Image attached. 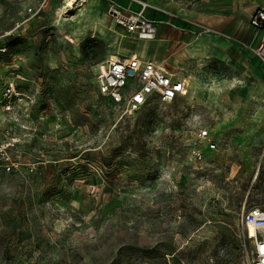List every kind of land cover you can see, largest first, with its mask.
Instances as JSON below:
<instances>
[{
    "label": "rangeland",
    "instance_id": "obj_1",
    "mask_svg": "<svg viewBox=\"0 0 264 264\" xmlns=\"http://www.w3.org/2000/svg\"><path fill=\"white\" fill-rule=\"evenodd\" d=\"M142 1L150 40L106 0H0V264H248L241 213L264 209L254 12L210 25L194 5L222 0ZM116 56L164 59L185 95L110 104L96 79Z\"/></svg>",
    "mask_w": 264,
    "mask_h": 264
},
{
    "label": "built area",
    "instance_id": "obj_2",
    "mask_svg": "<svg viewBox=\"0 0 264 264\" xmlns=\"http://www.w3.org/2000/svg\"><path fill=\"white\" fill-rule=\"evenodd\" d=\"M64 5L67 0H62ZM88 0H73V6L83 5ZM109 5L108 13L116 23L142 40L155 37L156 20L148 17L147 10H157L151 4L142 0H132L139 4L136 11L121 7L115 0H106ZM73 6H68L72 8ZM29 13L33 8L29 7ZM250 26L255 32L264 30V9H257L249 19ZM201 32H212L206 28ZM264 60V35L258 48H251ZM97 90L110 104L125 111L139 110L146 102L155 97L161 102H170L183 95L187 90L185 77L169 69L162 62L142 57H120L109 59L103 70L98 74ZM139 97V99H136ZM208 135L206 130L199 132V137ZM215 145L210 144L213 148ZM3 148H0V153ZM8 169V168H7ZM241 223L247 229H253L252 256L248 264H264V209L258 206H245L241 213Z\"/></svg>",
    "mask_w": 264,
    "mask_h": 264
},
{
    "label": "crops",
    "instance_id": "obj_3",
    "mask_svg": "<svg viewBox=\"0 0 264 264\" xmlns=\"http://www.w3.org/2000/svg\"><path fill=\"white\" fill-rule=\"evenodd\" d=\"M200 2L196 1L194 5V9L192 14L194 15V19H198L204 21L206 24H218V22H222V24L227 23L231 17L234 16L236 12L243 13L246 16H250L252 12H255L257 9H264V0H222L217 6H201ZM203 5V3H202ZM154 13V12H153ZM155 14V13H154ZM191 14V15H192ZM216 15H223V19L217 20ZM252 15V14H251ZM226 16V17H225ZM152 17V16H151ZM251 17V16H250ZM249 17V19H250ZM155 18V17H153ZM261 35L259 36L261 39L262 35H264V30L260 31ZM211 34V33H210ZM201 34L195 36L196 39H199ZM155 60V59H153ZM158 62H162L169 69H171L166 61L163 60H155ZM173 70V69H171ZM180 75V74H179ZM183 76V75H181ZM184 77V76H183Z\"/></svg>",
    "mask_w": 264,
    "mask_h": 264
},
{
    "label": "bare ground",
    "instance_id": "obj_4",
    "mask_svg": "<svg viewBox=\"0 0 264 264\" xmlns=\"http://www.w3.org/2000/svg\"><path fill=\"white\" fill-rule=\"evenodd\" d=\"M68 1V4L69 5H71V4H73V0H67ZM190 45V43H187L186 44V46H189ZM115 58H117V56L116 57H113V58H111V59H115ZM251 229V228H250ZM251 230H253V229H251Z\"/></svg>",
    "mask_w": 264,
    "mask_h": 264
},
{
    "label": "snow or ice",
    "instance_id": "obj_5",
    "mask_svg": "<svg viewBox=\"0 0 264 264\" xmlns=\"http://www.w3.org/2000/svg\"><path fill=\"white\" fill-rule=\"evenodd\" d=\"M136 99H139V97H136Z\"/></svg>",
    "mask_w": 264,
    "mask_h": 264
}]
</instances>
